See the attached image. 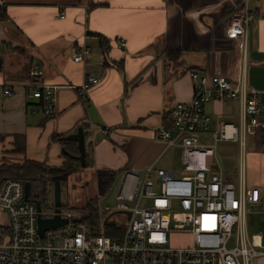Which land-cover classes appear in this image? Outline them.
<instances>
[{"label": "crops", "instance_id": "1", "mask_svg": "<svg viewBox=\"0 0 264 264\" xmlns=\"http://www.w3.org/2000/svg\"><path fill=\"white\" fill-rule=\"evenodd\" d=\"M4 1L0 43L11 49L0 52V163L35 160L62 166L67 157L56 136L86 125L87 160L97 185L99 175L110 180L114 173L150 166L182 175L181 154L180 170L176 160L181 148L168 147L156 132L170 126L174 103L193 98L191 71L224 74L233 81L244 75L249 86L264 91V0ZM247 7L254 17L243 59L237 40L226 37V26L231 14ZM118 39L125 41L124 47ZM83 46L90 51L77 62L73 53ZM166 49L182 54L170 58ZM90 75L100 80L84 89ZM45 83L57 86L51 117L32 96L33 88ZM205 110L212 118L207 134L212 139L221 121L241 125L239 99H212ZM18 142H24V151L16 149ZM220 142L237 152L235 177L225 174L216 155ZM262 142L259 133L219 140L214 169L237 187L264 188ZM81 170L74 173L83 178ZM249 209L248 235L264 252V195L260 202L249 203ZM6 228L7 215L0 209V231ZM255 264H264V253Z\"/></svg>", "mask_w": 264, "mask_h": 264}, {"label": "built area", "instance_id": "2", "mask_svg": "<svg viewBox=\"0 0 264 264\" xmlns=\"http://www.w3.org/2000/svg\"><path fill=\"white\" fill-rule=\"evenodd\" d=\"M6 5L0 0V11ZM253 17L247 7L231 14L226 26V37L237 40L243 59ZM117 42L125 46L123 39ZM0 47L7 49L8 44L1 42ZM89 51L83 46L73 59L82 61ZM190 76L193 98L174 103L169 109L170 126L156 132L168 147L181 148L185 174L153 166L127 169L114 207L103 208L101 196L96 197L95 224L83 219L88 210L68 209L60 212L67 222L42 235L39 214L53 217L54 209L45 216L42 204L39 211L36 202L26 200L24 181L6 178L0 182V209L7 215V228L0 231V264H255L264 252L248 235L247 214L249 203L262 200L264 188L237 187L225 179L214 169L215 147L221 139L242 140L258 133L264 147V91L249 86L244 75L233 81L224 74L210 76L194 70ZM99 80L98 75H90L83 88ZM56 88L48 83L33 88L32 96L41 100L47 117L55 112ZM4 93L9 95L11 90ZM212 99L241 100L243 116L240 126L221 121L209 144L202 141V134L212 125L205 110ZM121 214L124 221L116 219ZM175 235L185 236L184 244L173 245Z\"/></svg>", "mask_w": 264, "mask_h": 264}, {"label": "rangeland", "instance_id": "3", "mask_svg": "<svg viewBox=\"0 0 264 264\" xmlns=\"http://www.w3.org/2000/svg\"><path fill=\"white\" fill-rule=\"evenodd\" d=\"M215 126L212 127L214 129ZM211 128L210 130L207 131L205 135L202 136V141L207 142V143H213L214 140L211 138V136H207L208 133H211ZM218 142H216L217 145ZM173 150V149H171ZM171 153V152H169ZM177 170H180V167L183 165L180 162V154L181 150H177ZM216 155L218 156L221 166L225 171V174L228 176L235 177L237 175L235 173V170L237 169V152L233 149L230 148L228 149L226 144H222V142L218 143V148H217V153ZM169 167V163L166 165ZM83 172L82 176L83 178L80 177V175L77 177L76 175H71L67 183L63 182L62 188H61V211L65 212L68 209H75L78 210L82 208L83 206L86 205L87 201L91 197H100V202L102 204V207L104 208L106 205H109L111 207H114L116 205V200H115V194L117 192L118 186L120 179L122 177V174L120 173H114L110 180H105L101 175H99V183L97 185V180H96V174H95V169L93 168L92 165L82 167ZM152 176L154 178L157 177V174L155 172L152 173ZM63 176L59 177L62 178ZM99 187V189H98ZM98 190L100 194L98 195ZM48 191L49 192V197L47 202H44L41 196H37L41 198V202L43 203V213L45 216L51 215V205L54 206V192H53V185H48ZM81 210V209H80ZM125 216L118 215L116 216V219L120 221H124ZM186 240L185 236L182 235H175L173 236V245H182L184 244Z\"/></svg>", "mask_w": 264, "mask_h": 264}, {"label": "trees", "instance_id": "4", "mask_svg": "<svg viewBox=\"0 0 264 264\" xmlns=\"http://www.w3.org/2000/svg\"><path fill=\"white\" fill-rule=\"evenodd\" d=\"M7 49H11V46L8 45ZM14 50L17 48H13ZM3 49L0 47V52ZM180 49H166L164 53L167 57L179 59L182 54ZM86 130V125H83ZM86 132V131H85ZM18 137V136H17ZM3 138V136H0ZM64 147V154L67 157L66 162L59 167L49 166L43 162L35 160H24L23 162H2L0 163V182L6 178L19 179L24 182L31 181L32 189L31 194L34 197L41 196L44 202H47L49 197L48 185H53V180L59 178L66 174L78 172L82 169L81 161L78 160L75 156L79 154V148L71 147L70 144L76 142L64 140L60 135H57ZM16 149L19 151H24L25 145L24 142H18L16 144ZM88 153L86 152V160ZM90 162L87 160V166ZM96 197H91L88 199L85 206L82 207L84 210L89 211V215L84 216V220L95 224L97 222V212L95 211L94 202ZM51 208L53 206L51 205Z\"/></svg>", "mask_w": 264, "mask_h": 264}, {"label": "water", "instance_id": "5", "mask_svg": "<svg viewBox=\"0 0 264 264\" xmlns=\"http://www.w3.org/2000/svg\"><path fill=\"white\" fill-rule=\"evenodd\" d=\"M2 60L3 58L0 56V70L2 68ZM64 140L67 141H73L76 142L79 148V154L75 157L81 161L82 167L87 166V160H86V132L83 126H80L75 133L68 134L66 136L62 137ZM69 176V175H68ZM61 188H62V179L61 178H55L53 180V192H54V216L53 217H42L41 214H39L38 219V226H39V232L42 235L46 230L50 228H55L58 226L63 225L67 222V219L61 217ZM24 189H25V198L26 200H32L37 203L39 211L41 210V203L38 199L31 198V189H32V182L26 181L24 183Z\"/></svg>", "mask_w": 264, "mask_h": 264}, {"label": "flooded vegetation", "instance_id": "6", "mask_svg": "<svg viewBox=\"0 0 264 264\" xmlns=\"http://www.w3.org/2000/svg\"><path fill=\"white\" fill-rule=\"evenodd\" d=\"M78 174V173H77ZM76 173H70V174H66V175H64L61 179H62V184H63V182H66L67 183V180H68V178L71 176V175H77ZM69 175V176H68ZM67 185H68V183H67ZM34 197V196H33ZM34 199H38L39 200V202L42 204V206H44L43 205V203L41 202V198L40 197H34Z\"/></svg>", "mask_w": 264, "mask_h": 264}]
</instances>
